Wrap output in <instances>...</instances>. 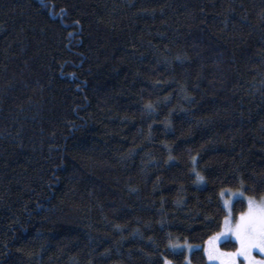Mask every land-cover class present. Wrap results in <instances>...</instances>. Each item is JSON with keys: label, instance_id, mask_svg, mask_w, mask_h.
<instances>
[{"label": "trees", "instance_id": "trees-1", "mask_svg": "<svg viewBox=\"0 0 264 264\" xmlns=\"http://www.w3.org/2000/svg\"><path fill=\"white\" fill-rule=\"evenodd\" d=\"M227 188L264 195V0H0V264H188Z\"/></svg>", "mask_w": 264, "mask_h": 264}, {"label": "rangeland", "instance_id": "rangeland-1", "mask_svg": "<svg viewBox=\"0 0 264 264\" xmlns=\"http://www.w3.org/2000/svg\"><path fill=\"white\" fill-rule=\"evenodd\" d=\"M222 193H224V195H221L222 200H223V204L225 201L229 202V205L231 208V214L229 215V209L225 208L226 209V216L229 217L230 228L234 229L235 225L238 222L239 217L241 215L240 214L237 218L233 217V212H232L233 207L232 206H233L234 200L237 198H244L245 199L246 204H247V208L243 213H246L248 211V198L253 197V196H249V195L245 194L242 189L233 190V189L227 188V189H224L222 191ZM238 193H243V194L239 195ZM254 198L257 202H259L261 197H254ZM220 233H224V235H219V237H218V234H220ZM216 237H218V238H216ZM214 238H216V239H214ZM227 240H233L234 242H236L237 248L234 250H229V249L223 248L221 246V244ZM171 247H172L171 249H173V250L184 251L187 255V263L188 264H192V262L190 260V254L192 253V251L194 249H197V248H202L204 250L208 264H229V262L233 258L229 257V256H225V255H220V254L235 253L237 251V249L240 247V245H239V242L236 238V235L234 234V231H231V230L226 231L225 224L223 221V225H222L221 230L219 232L213 234L203 244H192V243H188V242L176 241V242L171 243ZM214 250H218V252H216ZM209 252H213V258L212 259L209 258ZM251 257L254 258L255 260L264 261V252H261L260 249H258V248H253L251 251ZM166 261L170 262V264H173L169 260H165V262ZM234 264H249V261L246 260L244 256L238 255V256L234 257Z\"/></svg>", "mask_w": 264, "mask_h": 264}, {"label": "snow or ice", "instance_id": "snow-or-ice-1", "mask_svg": "<svg viewBox=\"0 0 264 264\" xmlns=\"http://www.w3.org/2000/svg\"><path fill=\"white\" fill-rule=\"evenodd\" d=\"M241 187H243V181H241ZM238 194L242 195L243 193ZM221 195H224V193H221ZM224 207L229 209L230 215L231 208L228 201L224 202ZM224 224L226 231H234L240 247L235 253L220 255L232 257L233 259L229 264H234V257L238 255L244 256L249 261V264H264V261L255 260L251 257L253 248H258L261 252H264V196L260 198L259 202L254 197L248 198V211L241 213L234 229H231L229 226L228 216L225 217ZM219 235H224V233L218 234V237ZM214 251L218 252V250ZM209 258H213V252H209ZM165 264H170V262L166 261Z\"/></svg>", "mask_w": 264, "mask_h": 264}]
</instances>
